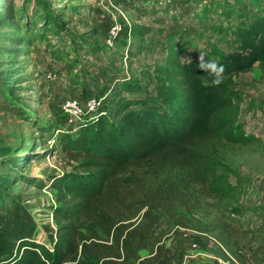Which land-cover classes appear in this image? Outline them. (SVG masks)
I'll return each instance as SVG.
<instances>
[{
  "label": "trees",
  "instance_id": "obj_1",
  "mask_svg": "<svg viewBox=\"0 0 264 264\" xmlns=\"http://www.w3.org/2000/svg\"><path fill=\"white\" fill-rule=\"evenodd\" d=\"M227 19L235 49L209 44L202 53L224 66L219 84L200 69V57L187 55L186 41L171 42L165 63L155 65L152 102L130 99L149 93L137 79L117 73L115 89L100 94L105 99L97 112L63 133V154L76 165L42 185L56 192L49 211L54 226L44 224L47 241H39L42 229L20 196L0 186V264H176L167 247L173 227L195 229L205 207L217 210L218 221L226 220L225 212H242L239 206L220 212L237 185L219 147L260 140L240 122L242 92L235 80L257 65L264 71V7L252 16L227 13ZM141 30L124 27L121 33L150 34ZM0 111L14 113L6 98L0 97ZM236 233L224 221L216 237L227 243Z\"/></svg>",
  "mask_w": 264,
  "mask_h": 264
},
{
  "label": "rangeland",
  "instance_id": "obj_2",
  "mask_svg": "<svg viewBox=\"0 0 264 264\" xmlns=\"http://www.w3.org/2000/svg\"><path fill=\"white\" fill-rule=\"evenodd\" d=\"M261 7L264 0H0V97L14 109L0 111V186L20 196L37 221L50 223L56 194L42 185L76 165L62 150V135L74 126L64 101L112 92L122 73L149 93L130 99L152 102L155 65L165 63L169 43L186 41L191 58L206 56L209 44L232 51L227 13L252 16ZM115 26L150 34L140 39L120 30L113 37ZM235 81L242 92L240 122L260 139L219 147L230 182L237 185L220 212L242 207L239 215L225 212L224 221L237 233L227 243L216 237L224 221L215 218V208L205 207L195 229L173 227L177 232L167 247L176 264H264V71L257 65ZM207 223L218 229L210 232ZM42 227L41 242L49 239Z\"/></svg>",
  "mask_w": 264,
  "mask_h": 264
},
{
  "label": "built area",
  "instance_id": "obj_3",
  "mask_svg": "<svg viewBox=\"0 0 264 264\" xmlns=\"http://www.w3.org/2000/svg\"><path fill=\"white\" fill-rule=\"evenodd\" d=\"M122 28L120 26H115L112 30V36L116 37ZM105 97H97V96H88L86 101H82L79 97H69L63 103V111L66 114L67 119L76 125L79 121H81L84 117L94 115L99 107H101L103 100ZM54 194L56 192L54 191ZM52 201L54 205L56 204V200L54 196H52ZM49 221L51 224L53 223V218L50 216ZM39 223V226L42 227L46 223Z\"/></svg>",
  "mask_w": 264,
  "mask_h": 264
},
{
  "label": "clouds",
  "instance_id": "obj_4",
  "mask_svg": "<svg viewBox=\"0 0 264 264\" xmlns=\"http://www.w3.org/2000/svg\"><path fill=\"white\" fill-rule=\"evenodd\" d=\"M199 67L203 72H207L213 77L212 83L219 84L223 79L224 66L219 64L215 59L205 60L203 56L200 57Z\"/></svg>",
  "mask_w": 264,
  "mask_h": 264
}]
</instances>
